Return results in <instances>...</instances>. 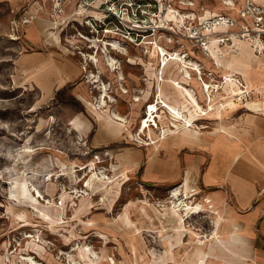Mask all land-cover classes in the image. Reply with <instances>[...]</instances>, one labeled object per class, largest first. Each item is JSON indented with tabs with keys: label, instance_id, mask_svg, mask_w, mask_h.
I'll list each match as a JSON object with an SVG mask.
<instances>
[{
	"label": "rangeland",
	"instance_id": "374dc122",
	"mask_svg": "<svg viewBox=\"0 0 264 264\" xmlns=\"http://www.w3.org/2000/svg\"><path fill=\"white\" fill-rule=\"evenodd\" d=\"M47 1L51 11L48 18L53 23V28L48 30L46 39L50 31L56 32L63 51L77 56L87 69L80 78L87 93V98L81 96L86 106L89 107V103L99 97V91L94 86L96 84L89 82L87 76L91 74L98 76L101 70L100 79L109 85L111 89L109 93L115 100L110 104L111 109L126 117L129 123L118 138L92 148L87 139L73 132L67 119H58L59 108L54 107L51 101L41 102L40 93L35 86L32 83L25 84V79L34 78L43 82V77L36 68L28 70L30 72L26 76L18 69L17 59L26 51L23 48L25 43L24 40L14 41L8 37L11 14L8 8L2 9L0 13V264H32L24 259L27 256L32 257L38 264H165L171 256L170 260L173 264H177V260H186L192 253H201L195 264H202L209 253L202 252L204 241L199 238L193 223L203 222L201 214L204 211L203 207L191 203V197L186 198L193 207L191 220L187 223L186 231L181 233L173 231L174 222L169 221L162 214L171 210L169 206L172 204L168 192L178 184L160 187L144 186L138 179L133 178L125 167H122L116 159V154L120 152V146L126 145L142 149L146 155L147 148L153 145L148 135H140L141 139H137L139 124L140 122L142 124L146 113L145 106L156 98L153 96L156 95L158 78L161 75L164 79L170 77L180 79L181 76L178 65L173 63H170L160 74L154 56L157 46L152 45L153 41L164 50L186 55L188 60L199 65L201 72L191 71L195 84L186 83L197 93L202 107L207 108L209 105L214 108L220 103L225 106L222 113L217 115H207L208 113L201 115L200 111L197 112L198 120L194 122V127L197 126L202 131L203 138L205 135L211 136L212 131L221 134L224 133L222 129H227L230 133L229 140L238 144L237 149L242 147L238 157L251 158L250 153L256 151L260 154V148H254L250 143V137L256 133L253 123L249 122L251 111L248 112L244 106L245 102L236 95L235 85L229 87V92L225 90L226 74L237 73L244 77L246 72L245 70L242 73L226 64L235 63L239 58V51L233 47L225 58L212 43L210 53H203L195 41L189 39L188 32L184 28L190 22L185 17H194L190 14L196 16L192 21L193 24H199L201 20L219 14L235 16L242 10L243 0L236 4L229 1L233 5H228L229 2L226 4L223 0H156L152 5V11H155L156 23L162 24L163 28L155 36L137 33L139 29L130 24L116 29L104 17L103 32L98 28L102 24L100 22H94L93 26L96 30L92 29L91 32L85 25L83 17L76 13L78 0L65 2L60 0L58 8H54L52 0ZM69 7L71 8L68 9ZM72 8L75 9L72 10L73 12L70 11ZM59 10L61 12L57 13ZM171 10L174 11L172 15ZM182 14L184 15L181 16ZM181 18L185 20L183 26L178 24ZM236 19L242 20L240 15ZM248 19L251 21L250 18ZM239 25L243 26L242 23ZM129 28L135 31H128ZM234 31H239V27ZM78 32L87 35L88 38L83 39ZM218 32L219 35H223L221 29ZM240 38L244 48L246 45L251 48V64H255L254 67L252 65L253 81L260 82L259 77L256 76H264V57L258 59L255 56L260 54L252 50L254 37ZM115 42L122 47L121 50L118 48V51H123L125 54L113 49L111 43ZM216 43L223 46L230 41ZM106 51L119 61L121 72L125 77L122 85L117 81V73L109 70L105 65ZM237 64L238 61L235 65ZM59 69L53 70L56 75L61 73L62 69ZM202 82L211 85L209 92H206V88L205 92H202L200 86L198 87L197 83ZM233 83L236 81L234 80ZM123 87L128 90L126 94L121 92ZM162 90L172 104L187 105L181 100V96L172 92L170 86L164 85ZM232 90H235V93ZM136 95L141 98L139 101L141 107L132 105L131 99ZM252 98L264 102V85L254 88ZM63 102L70 103L68 98ZM92 111L96 116L97 113L93 109ZM252 113L256 114V112ZM160 115L165 118L163 111ZM255 116H262V113L257 112ZM202 117L205 118L201 119ZM96 118L99 121L98 115ZM39 126H41L40 133L37 132ZM126 132L131 136V139L127 137L128 141L123 137ZM157 133L160 131L157 130ZM146 142L150 143L147 145ZM159 143L154 144L152 148L156 149ZM24 146L30 148L24 151ZM209 146L212 148L213 143H209ZM185 151L195 157L203 154L205 162L203 167L211 158L210 154L198 148L185 149ZM96 156L98 158H95ZM91 175L96 180L88 191L86 184ZM105 177H110L112 180L106 183L107 190H103V184L100 183V179ZM26 187L32 191L36 187L41 196L38 198L35 190L34 199L31 196L32 192L31 194L25 192ZM215 188L229 189V186L224 183ZM259 198L260 195L254 198L252 206ZM58 207H61V212L58 211ZM186 234L193 236L194 242L186 240L183 244Z\"/></svg>",
	"mask_w": 264,
	"mask_h": 264
},
{
	"label": "crops",
	"instance_id": "0c3cea01",
	"mask_svg": "<svg viewBox=\"0 0 264 264\" xmlns=\"http://www.w3.org/2000/svg\"><path fill=\"white\" fill-rule=\"evenodd\" d=\"M231 1L235 4L240 2V0ZM258 3L264 7V0H259ZM244 4L245 0L241 8ZM48 5L47 0H0V13L3 8H8V10L27 11L36 15L35 20L25 27L20 39L24 40L23 48L26 51L18 57L17 67L25 76L30 72L28 70L38 69L43 82L29 78L25 79V84L32 83L35 86L40 93L41 102L51 101L54 107L59 108L58 119H67L73 132L87 139L92 148L102 146L118 138V135L122 133H115L103 122L98 121L92 109L82 100L81 96L86 97L87 93L80 78L87 69L81 60L63 51L56 32L50 31L48 40L46 39L48 30L53 28V23L48 18L51 12ZM72 10L73 8L70 11ZM236 14L237 18L239 11ZM248 20L244 18L239 22L251 28L252 21ZM235 41H241V38L232 39L229 50L235 47L237 51L240 44L238 42L236 44ZM253 42L252 50L260 54L255 56L258 59L264 57V37H254ZM59 68L62 71L56 75L54 71ZM252 68L249 65V68L245 69L244 77L237 73L226 74L232 75L233 78H240L247 86L248 94H244L237 83L233 84L236 95L245 102L244 106L247 101L255 100L252 98L254 88L264 85V76H256L259 77L260 82L253 81ZM66 98L70 103L63 102ZM224 107L220 103L207 115L222 113ZM260 107L256 114L260 112L262 116H255L256 114L248 111L251 113L249 122L253 123L256 129V133L250 137V143L254 148H260V154L250 153L251 158L238 157L242 147L237 149L238 144L229 140L230 134L227 129H222L224 133L221 134L212 131L213 134L205 135L198 145L184 142L181 135H169L170 137L162 140L156 149L152 148L153 145L148 147L146 155L142 149L126 145L120 146V152L116 154V159L122 167H125L131 176L138 179L144 186H173L187 179L184 186L185 196L191 197V203L200 204L204 208L201 213L203 222L193 223L195 231L204 241L202 252L209 253L202 264H264V102L260 103ZM123 137L126 141H128L127 137L131 139L127 132ZM209 143H213L212 148ZM191 148H198L211 155L205 167H203L205 163L203 154L195 157L185 151ZM224 183L229 186V189L215 188ZM257 195H260V198L252 206ZM221 217L222 222H218ZM228 217L230 220L227 219ZM227 224H229L228 227H226ZM186 240L194 242V237L186 234L183 244ZM200 256L201 253H192L186 260L176 262L177 264H195ZM170 259L171 256L166 264H173Z\"/></svg>",
	"mask_w": 264,
	"mask_h": 264
},
{
	"label": "bare ground",
	"instance_id": "6f19581e",
	"mask_svg": "<svg viewBox=\"0 0 264 264\" xmlns=\"http://www.w3.org/2000/svg\"><path fill=\"white\" fill-rule=\"evenodd\" d=\"M228 5H233V3L229 2ZM70 8L71 7H69V9ZM73 10H75V9H73ZM172 12H174V11H172ZM184 14H182L181 16H183ZM190 15L192 17V14H190ZM184 21H183V19L179 20V22H178L179 26H183L182 23H184ZM221 29L223 31L226 30L225 28H221ZM226 32H228V31H226ZM235 37H238V36L233 34L232 39H234ZM210 40L214 44L213 47L215 46L216 48H218L220 53L225 58H227L228 55H229V48L231 47L230 44L227 43L224 46H219L217 43H215L217 41V39L215 37H211ZM237 42H238V44H240V46L237 48V50L239 51V54H238L239 58L237 60L236 59H234V60H236L235 63H237V61H238V64L235 65V63H232V62L226 63V64L228 65V67L237 68V70H240L242 73H244L245 69L247 70V68H249V65H250V67H252V65H253V64L250 63L251 62V54H252L251 53V48H250L249 45H246L245 48H247V49H245L243 47L244 45L242 46L243 48H241V42H243V41H235L236 44H237ZM91 43H93V41ZM95 45H96V43H95ZM109 45H110V43H109ZM111 46L113 47V49H115V51L121 52L122 54H125V52H123V51H118V48H119V50L122 49V47H120L118 45V43H117V45H116V42L115 43H111ZM105 50H108V49H105ZM154 56H155V58L157 60L158 70L160 71V74H162L164 72V70H166L168 68L170 63H173V64H177L178 65L177 67L179 68L178 70L180 71V73H181L180 75L181 76H180V79H175L173 77L164 79L162 77V75L160 76V78H158L157 91H156V93L158 92V97H156V100L153 99V101L151 103L147 104V105H149L148 108H147V105L145 106L146 113H145V115L143 117L145 119L142 120V124L140 122L137 132H139V135H142V136L143 135H146V136L148 135V137H149V139H151V141H152L151 143L153 145L158 143V142H161L162 140H165L169 135H181L182 140L184 142H189L190 144L198 145L202 141L203 133H202V131L199 130V128H197L196 125H195L196 127H194V122L198 120L196 118L197 112L198 111H202L203 107L201 105V101L199 100V97L197 96V93L186 82H189V83L192 82L193 84H195L196 81H194V78H193V75L191 74V71H197V70L200 71L199 65L197 63L193 62L192 60H188L186 58V55L182 56L181 54H178V53L174 54V53H171V52H169L167 50H164L163 48H161L160 51L155 49ZM161 56H162V58H161ZM84 57H85V55H84ZM87 57H88V55H87ZM104 57H105L104 59H105L106 67L109 70L117 73V75H116L117 76V81H119V83L122 85V83L125 80V77H124L123 73L121 72V68L119 66V61L116 58H114L113 56L109 55V53H107V51H106ZM159 58H161V61H159ZM233 58H235V57L233 56ZM93 65H95V64H93ZM107 68L105 69V71H107ZM252 69L254 70V68H252ZM31 70H35V69H31ZM249 70L250 69H248V72H249ZM98 74H99L98 76H97V74L96 75L95 74L94 75L91 74V75L87 76L88 77V81L93 83V84H96L94 86H95V88L98 89L97 91H99V97L96 98L95 101H92L91 103H89L90 104L89 107L91 109H93L97 113L100 122H103L104 125L110 127L111 130H113L115 133H123V129L125 127H128L129 120H127V118L123 117L121 114L117 113V111H114V110L111 109V105L110 104H113L114 101H115L112 98V96L110 95V93H109V90H111V89L109 88V85H107L103 81H101V79H100L101 70H99ZM249 74H250V72H249ZM231 76L232 75H229V76L225 75V77H226L225 90L227 92H229V87L233 86V84H234L233 81L235 79H233V77H231ZM199 80H200V78H199ZM248 80H249V78H248ZM197 84H198V87L200 86V89H201L202 92H205V90H204L205 88H206V92H209V89H210L211 85H209L206 82L197 83ZM164 85L165 86H170L172 92H175L176 94L181 96V98H182L181 100H184V102H186L187 105H185V104H172L169 101V99H167L165 97V95L163 94L162 87H164ZM121 92L126 94L128 92V90L124 89V87H123L121 89ZM155 96H157V95L154 94L153 97H155ZM207 96H209V95H207ZM140 100H141V98L136 95L134 98L131 99V101L133 102L132 105L133 106H135V105L139 106L140 105V107H141V103H139ZM177 100H179V99H177ZM260 103L261 102L258 101V100H250V101H247V104H246L245 107L247 108L248 111L256 112L257 110H259ZM161 110L165 114V118H163L160 115V113L162 112ZM157 130L160 131V133H157ZM218 130L219 129H217V131ZM37 132L38 133L41 132V126L38 127ZM137 134L135 135L136 137H137ZM27 141L29 142L30 140L28 139ZM178 144H179V142H178ZM28 148H30V147L24 146V151H26ZM95 180H94L93 176L91 175L90 178L87 181L86 190L89 191V188H92L94 186ZM110 181H112V180H110V177H108V178L105 177V179L104 178L100 179V183L103 184V190H107L106 188H107L108 185H106V183H109ZM92 183H93V185H92ZM186 183H187V179H185L182 183H180V184L176 185L175 187H173L168 192L170 203L172 204V206H169L171 208V210L169 212L165 213V214H162L166 219H168L171 222H174V227H173L174 230L173 231L178 232V233L186 231L187 223L189 222V220H191V217H192L191 211H192L193 207L189 205L188 201H186V198H188V197H184V186L186 185ZM24 189H25V192L27 194L28 193L31 194V192H32L31 196L34 199L36 198V196H35L36 192H37L38 198L41 196L40 191L36 187H35L34 191H32V189H29L27 187L24 188ZM35 190H36V192H35ZM57 209H58L59 212H61V207H58ZM154 212H155V210H154ZM159 219H161V218H159ZM227 219L230 220L229 217ZM220 221L222 222V217L219 219L218 222H220ZM227 222L229 223L230 221H227ZM224 224H225V221H224ZM237 225H239V224H237ZM228 226H229V224L226 225V227H228ZM230 229H232L231 226H230ZM222 231H225V230H222ZM191 233L196 235V236H198L196 233H194L192 231H191ZM221 235H223V233ZM24 259L27 262L28 261H30V263L32 262V264H38L30 256H27Z\"/></svg>",
	"mask_w": 264,
	"mask_h": 264
},
{
	"label": "built area",
	"instance_id": "2783aa9c",
	"mask_svg": "<svg viewBox=\"0 0 264 264\" xmlns=\"http://www.w3.org/2000/svg\"><path fill=\"white\" fill-rule=\"evenodd\" d=\"M52 1L54 3V8H58L60 0ZM62 1L65 2L66 0ZM155 1L156 0H78L76 4V13L83 17L85 25L90 28L91 32L92 29L96 28L93 26L94 22L102 23L98 26V28L103 32L104 17V19H108L112 26L116 29L126 26L125 24H130L136 29H139L137 33L155 36L156 33L163 28L162 24L156 23V14L155 11H152V5H154L153 3H155ZM229 1L231 0H223L226 4H228ZM258 1L259 0H245L244 7L239 12L241 19H251V28L239 25L240 22L229 14L211 16L201 20L199 24L192 23L196 17L195 14H192L194 15L193 18H190L189 16L185 17V19L187 21L190 20V22L184 28H186V31L188 32L189 39L195 41L198 48L203 53H210V46L212 43L210 40L211 37H215L217 39L216 42L220 43L232 41L233 34L238 37H264V7L261 6ZM129 8L132 11L129 10ZM9 12L11 17L9 21L10 32L8 33V37L14 41L19 40L24 34L25 27L35 20L36 15L21 10H9ZM59 12H61V10L57 13ZM170 13L172 15V10ZM80 25L82 26V23ZM237 27H239V31H234ZM221 28H225L226 30L223 31ZM220 29L223 31V35H219L218 31ZM128 31L135 30L129 28ZM236 32H239L237 33L238 35ZM131 33L133 35V32ZM78 35H80L83 39L88 38L87 35L81 32H78ZM152 45L157 46L156 48L158 51L162 48L157 45L155 41L152 42ZM235 81L239 87L242 88L243 93L248 94L247 86L244 82L240 80V78H235ZM156 95L157 96L155 97H158V92ZM148 107L149 105H147V108ZM211 110H213V107L208 105L207 108L203 107L200 114L206 115ZM137 139H141L139 134ZM150 142H152L151 139ZM149 143L146 142L145 144L148 145ZM95 158L98 157L96 156Z\"/></svg>",
	"mask_w": 264,
	"mask_h": 264
}]
</instances>
